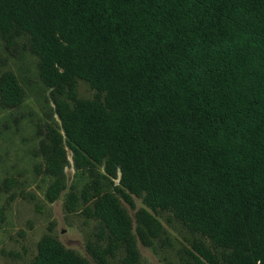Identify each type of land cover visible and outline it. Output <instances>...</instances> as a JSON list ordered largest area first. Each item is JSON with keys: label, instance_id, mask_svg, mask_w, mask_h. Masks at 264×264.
Segmentation results:
<instances>
[{"label": "trees", "instance_id": "trees-1", "mask_svg": "<svg viewBox=\"0 0 264 264\" xmlns=\"http://www.w3.org/2000/svg\"><path fill=\"white\" fill-rule=\"evenodd\" d=\"M0 40L37 58L49 89L57 124H36L33 153L52 178L46 199L65 191L68 164L92 178L64 207L100 221L105 245L87 244L97 264L120 248L121 264H142L156 210L216 248L195 239L183 264H264V0H0ZM23 98L0 70V107ZM96 166L118 179L114 192ZM133 196L145 205L135 225L120 202L133 208ZM30 264L91 263L45 234Z\"/></svg>", "mask_w": 264, "mask_h": 264}, {"label": "rangeland", "instance_id": "rangeland-1", "mask_svg": "<svg viewBox=\"0 0 264 264\" xmlns=\"http://www.w3.org/2000/svg\"><path fill=\"white\" fill-rule=\"evenodd\" d=\"M0 55L6 60L0 70L12 71L24 94L18 108L0 107V183L6 177L16 181L11 188L0 192V264H30L37 251V242L45 234L55 236L67 249L97 264L87 244L105 245L106 239L97 237L100 221L87 218L82 212V203L72 212L64 207L70 191L80 194L91 181L89 173L68 164L65 167L66 189L57 200L49 202L45 191L52 178L34 170V165L40 162L33 154L39 140L36 124L46 121L57 124L49 89L38 75L37 58L25 47L11 55L1 40ZM77 95L92 98L94 90L86 82L78 81ZM96 169L103 190L114 192L118 179L107 176L101 166ZM120 202L135 225L134 212L145 207L141 198L133 196V208L122 198ZM151 213L159 220L161 233L148 246L137 243L142 264H183L184 249H189L195 239L216 249L206 237L190 232L171 212L156 210ZM123 255V248L118 249L108 257V264H121Z\"/></svg>", "mask_w": 264, "mask_h": 264}]
</instances>
